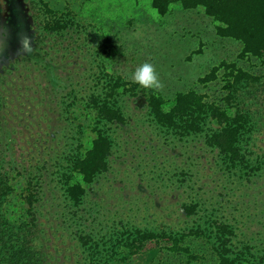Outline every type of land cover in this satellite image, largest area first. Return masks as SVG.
<instances>
[{
  "label": "rangeland",
  "instance_id": "rangeland-1",
  "mask_svg": "<svg viewBox=\"0 0 264 264\" xmlns=\"http://www.w3.org/2000/svg\"><path fill=\"white\" fill-rule=\"evenodd\" d=\"M44 1L71 19L68 30L42 29L41 0H0V169L12 188L5 216L17 224L32 219L26 186L40 180L34 213L45 264H215V219L235 228V251L251 246L241 264L255 261L264 248V57L242 58L241 43L219 36L203 7L176 0L166 14L152 0ZM145 61L159 73L166 108L190 89L226 107L224 66L215 81H200L222 62L254 76L237 86L229 105L231 114L248 115L246 165H231L205 134L181 137L157 124L130 90ZM118 77L125 122L104 126L113 141L105 172L91 183L73 173L86 188L75 205L62 175L71 155L84 153L95 137L86 99ZM193 202L197 213L188 215L183 205ZM136 229L159 236L130 254L126 243ZM176 240L195 258L174 251Z\"/></svg>",
  "mask_w": 264,
  "mask_h": 264
},
{
  "label": "trees",
  "instance_id": "trees-1",
  "mask_svg": "<svg viewBox=\"0 0 264 264\" xmlns=\"http://www.w3.org/2000/svg\"><path fill=\"white\" fill-rule=\"evenodd\" d=\"M174 0H152V5L160 14H166ZM184 8L193 9L203 7L205 12L216 22L217 34L224 38H231L241 43L242 58L264 57V0H176ZM46 18L42 29L47 33H60L70 28L72 21L66 17L63 11L54 10L47 2L41 0ZM0 38V44H1ZM17 58L11 56L10 59ZM8 59V60H10ZM220 66L226 70L225 88L228 95L225 96V105L222 107L217 103L206 100L205 95L195 89L179 91L174 103L170 108L165 107L162 94L150 89L140 88L134 84L131 92L135 96L143 97L155 121L161 127L171 130L181 137L189 135L205 134L206 143L217 149L218 152L228 160L231 165L244 166L247 157L242 146V137L247 129L248 118L241 110L230 113L229 105L234 99V92L244 81L251 83L254 76L234 63L222 62L213 67L208 74L200 78L201 82H212L218 78ZM67 86L65 84L63 87ZM123 86L121 77L108 83L104 89L93 91L87 97V103L94 110L96 116L95 137L91 146L84 152L73 153L69 158L68 171L62 175L67 188V197L75 205H80L86 194V188L80 181H75L73 173H79L86 183H91L97 175L105 172L109 165V155L112 151L113 141L108 133L104 131L106 124L123 123L125 116L117 105ZM65 96V95H64ZM70 97V94L68 95ZM211 119V121H210ZM210 122L214 125H208ZM2 161H0L1 163ZM8 171L0 169V264H45L47 257L39 242L40 228L34 213L35 202L39 199L40 180L28 181L26 186L25 201L29 206L32 219L28 222L14 223L4 213L5 203L12 188L7 184ZM183 209L188 215L197 213L198 204L184 203ZM215 234V248L218 261L215 264H241L247 259V253L251 254V246L245 245V249L235 251L233 239L236 230L230 223L215 219L213 223ZM200 233V229L192 231ZM130 254L141 251L146 242L157 238L153 231L136 229L129 232ZM82 238H85L82 236ZM83 240V239H82ZM179 240V239H178ZM174 246L178 253H190L188 246ZM88 244L87 241H84ZM255 261L251 264H264V248L255 252ZM101 264V263H95ZM172 264V263H167ZM185 264H193L189 259Z\"/></svg>",
  "mask_w": 264,
  "mask_h": 264
},
{
  "label": "clouds",
  "instance_id": "clouds-1",
  "mask_svg": "<svg viewBox=\"0 0 264 264\" xmlns=\"http://www.w3.org/2000/svg\"><path fill=\"white\" fill-rule=\"evenodd\" d=\"M132 80L140 88L150 89L153 92H158L163 84L160 80L159 73L151 62H142L134 70Z\"/></svg>",
  "mask_w": 264,
  "mask_h": 264
}]
</instances>
